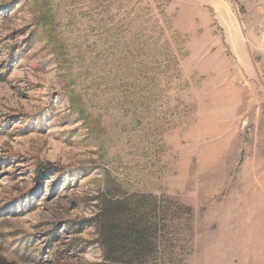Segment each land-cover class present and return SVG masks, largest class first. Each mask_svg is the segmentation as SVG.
<instances>
[{
	"label": "rangeland",
	"instance_id": "374dc122",
	"mask_svg": "<svg viewBox=\"0 0 264 264\" xmlns=\"http://www.w3.org/2000/svg\"><path fill=\"white\" fill-rule=\"evenodd\" d=\"M135 196L154 264H264V0H0V264H108Z\"/></svg>",
	"mask_w": 264,
	"mask_h": 264
},
{
	"label": "trees",
	"instance_id": "16d2710c",
	"mask_svg": "<svg viewBox=\"0 0 264 264\" xmlns=\"http://www.w3.org/2000/svg\"><path fill=\"white\" fill-rule=\"evenodd\" d=\"M51 172L52 168H37L33 175L40 181ZM146 199L135 196L101 205L93 221L97 223L106 263L154 264L158 261L162 210L154 199L148 203Z\"/></svg>",
	"mask_w": 264,
	"mask_h": 264
}]
</instances>
